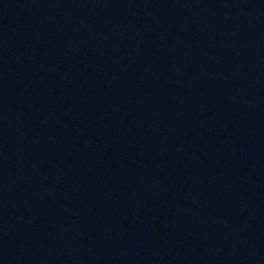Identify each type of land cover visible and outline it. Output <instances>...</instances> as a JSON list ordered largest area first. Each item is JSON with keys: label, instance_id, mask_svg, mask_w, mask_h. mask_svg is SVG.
<instances>
[{"label": "water", "instance_id": "95a60500", "mask_svg": "<svg viewBox=\"0 0 264 264\" xmlns=\"http://www.w3.org/2000/svg\"><path fill=\"white\" fill-rule=\"evenodd\" d=\"M0 264H264V0H0Z\"/></svg>", "mask_w": 264, "mask_h": 264}]
</instances>
